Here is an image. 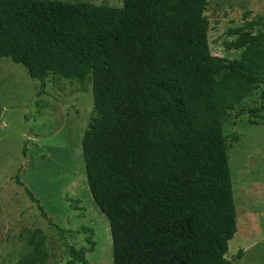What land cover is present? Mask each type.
Wrapping results in <instances>:
<instances>
[{
	"label": "trees",
	"instance_id": "obj_1",
	"mask_svg": "<svg viewBox=\"0 0 264 264\" xmlns=\"http://www.w3.org/2000/svg\"><path fill=\"white\" fill-rule=\"evenodd\" d=\"M206 6L0 0V57L24 66L38 95L49 74L91 82L81 148L89 193L108 220L112 264H242L226 257L236 210L222 126L259 84L260 105L246 111H264V21L229 29L236 37L225 46L240 55L228 59L211 53ZM45 238L41 229L22 232L17 263L48 264ZM67 246V264H88L92 244Z\"/></svg>",
	"mask_w": 264,
	"mask_h": 264
},
{
	"label": "rangeland",
	"instance_id": "obj_2",
	"mask_svg": "<svg viewBox=\"0 0 264 264\" xmlns=\"http://www.w3.org/2000/svg\"><path fill=\"white\" fill-rule=\"evenodd\" d=\"M203 16L211 53L236 58L240 51L225 46L236 37L228 31L246 20L264 21V0H207ZM38 89L39 81L24 66L0 57V264H18L20 234L33 229L45 233L48 264H67L68 244H92L88 264H112L108 220L89 193L81 148L92 111L91 82L49 74L44 93L38 95ZM261 89L259 84L230 110L222 126L236 210L226 257L242 264H264V111L258 117L246 111L260 105ZM240 108L245 111L236 117ZM16 174L65 239L40 215Z\"/></svg>",
	"mask_w": 264,
	"mask_h": 264
}]
</instances>
